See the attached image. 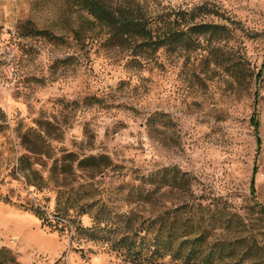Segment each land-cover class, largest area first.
I'll return each mask as SVG.
<instances>
[{
    "label": "rangeland",
    "instance_id": "obj_1",
    "mask_svg": "<svg viewBox=\"0 0 264 264\" xmlns=\"http://www.w3.org/2000/svg\"><path fill=\"white\" fill-rule=\"evenodd\" d=\"M139 2L193 10L231 35L136 62L71 0H0V252L19 264H136L31 209L53 220L59 195H96L137 219L216 205L224 221L209 226L264 264V0ZM92 155L108 162L98 175L77 168ZM158 171L184 182L141 201L132 189Z\"/></svg>",
    "mask_w": 264,
    "mask_h": 264
},
{
    "label": "trees",
    "instance_id": "obj_2",
    "mask_svg": "<svg viewBox=\"0 0 264 264\" xmlns=\"http://www.w3.org/2000/svg\"><path fill=\"white\" fill-rule=\"evenodd\" d=\"M71 1L100 23L109 42L128 49L136 62H140L141 58L152 59L161 47H180L189 51L195 43L202 42V37L208 45H217L218 41L231 35L225 25L196 22L197 15L193 10L155 13L142 7L139 0ZM261 70L257 76L261 75ZM249 73L251 77L255 75L254 71ZM107 163L106 156L92 155L81 158L77 168L98 175ZM140 181L132 191H136L138 199L148 202L156 197L162 185L169 181L180 185L184 179L178 176L170 178L158 171L141 177ZM95 197L81 201L75 196L63 200L59 195L53 220L45 209H31L48 225H54L62 232L71 227L74 234L83 235L97 246L120 253L136 264H159L164 260L174 264H254L238 238L230 239L217 234L222 225L219 229L209 226L217 211L226 214L223 208L219 209L216 205L206 207L200 203L184 202L165 213L137 219L131 214L115 213L102 199L95 200ZM71 211L77 215L73 216ZM208 213L210 219H207ZM228 213L235 215L231 209ZM84 215L92 218L90 227L83 225L80 216ZM218 219L224 221L219 214L218 218L215 217V220ZM0 253V264H19L9 250L2 249Z\"/></svg>",
    "mask_w": 264,
    "mask_h": 264
}]
</instances>
